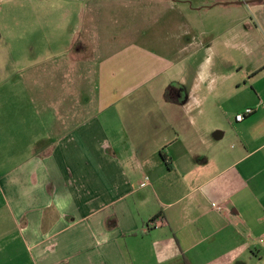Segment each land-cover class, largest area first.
Listing matches in <instances>:
<instances>
[{"label":"crops","instance_id":"obj_1","mask_svg":"<svg viewBox=\"0 0 264 264\" xmlns=\"http://www.w3.org/2000/svg\"><path fill=\"white\" fill-rule=\"evenodd\" d=\"M239 1L67 0L97 40L81 54L98 63L81 70L70 47L73 64L47 75L62 93L48 112L40 96L21 106L10 80L0 264H264V88L241 90L217 60L232 7L264 10Z\"/></svg>","mask_w":264,"mask_h":264},{"label":"rangeland","instance_id":"obj_2","mask_svg":"<svg viewBox=\"0 0 264 264\" xmlns=\"http://www.w3.org/2000/svg\"><path fill=\"white\" fill-rule=\"evenodd\" d=\"M66 4L67 0H0V112L11 110L12 107L17 109L14 103L16 98L7 101L2 97H6L5 94L10 91V80L18 79L22 81V87L15 88L12 94L25 98L21 106L32 109L33 104L39 102L40 96V102L47 107L48 112V102L54 97L55 91L58 95L62 94L56 86L59 83L57 79L47 76L51 74V66L65 68L69 62L71 66L73 62L69 53L73 50L76 55L97 48L95 38L85 37L86 29L82 27L81 15L78 14L74 24L75 20L69 18L71 8ZM232 8L228 17L233 20V33L228 36L226 46L223 39H218L217 60L219 65L223 63L232 66L228 79L233 84H239L241 90L254 94L252 83L256 82L258 89L264 88V71L257 75L253 72L258 65L264 63V10L256 11V8H259L257 6ZM256 17L258 21L254 19ZM244 20H249L251 24V34L248 38L241 35L246 26L242 23ZM89 30L92 34L96 33L93 26ZM247 46L254 51L247 53ZM79 58H82L81 61L75 65H80L81 70H88L91 64L98 63V60H87L85 54L79 55ZM58 73L65 76L66 71ZM90 82L91 85L83 90L91 95L90 99L95 103L100 98L99 91L96 81L91 79ZM103 89L101 88L102 91ZM260 91L264 95V90ZM34 95L36 99L32 98ZM108 105L100 99V108L97 107L95 111L98 113L99 109ZM230 105L236 111L245 103L236 101Z\"/></svg>","mask_w":264,"mask_h":264},{"label":"built area","instance_id":"obj_3","mask_svg":"<svg viewBox=\"0 0 264 264\" xmlns=\"http://www.w3.org/2000/svg\"><path fill=\"white\" fill-rule=\"evenodd\" d=\"M254 111L255 110L253 108H247L243 113H240L236 116V120L238 122H242L246 116L253 114ZM213 207L216 208L217 210H222V207L217 204H213Z\"/></svg>","mask_w":264,"mask_h":264},{"label":"water","instance_id":"obj_4","mask_svg":"<svg viewBox=\"0 0 264 264\" xmlns=\"http://www.w3.org/2000/svg\"><path fill=\"white\" fill-rule=\"evenodd\" d=\"M255 1H263V0H240L239 2H236V4H250Z\"/></svg>","mask_w":264,"mask_h":264},{"label":"flooded vegetation","instance_id":"obj_5","mask_svg":"<svg viewBox=\"0 0 264 264\" xmlns=\"http://www.w3.org/2000/svg\"><path fill=\"white\" fill-rule=\"evenodd\" d=\"M263 1H264V0H263ZM255 2H262V1H255ZM263 69H264V68H261V69H259V70H256V71H255L256 73H255V72H254V73L257 75L258 73H260L261 71H263Z\"/></svg>","mask_w":264,"mask_h":264}]
</instances>
